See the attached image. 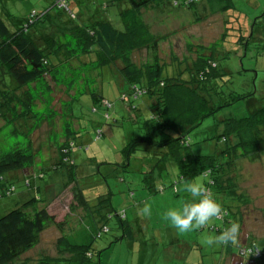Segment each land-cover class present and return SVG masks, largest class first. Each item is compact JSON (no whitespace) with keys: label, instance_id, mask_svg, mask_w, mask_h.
<instances>
[{"label":"trees","instance_id":"16d2710c","mask_svg":"<svg viewBox=\"0 0 264 264\" xmlns=\"http://www.w3.org/2000/svg\"><path fill=\"white\" fill-rule=\"evenodd\" d=\"M41 1L40 10H31L25 17H14L8 11L0 12V119L3 121L0 130L7 129L11 138L21 137V140L7 141V147L0 137V198L15 193L12 181L20 176L27 189L44 178V169L34 167L39 162L37 156L42 158L43 154L40 149L35 150L33 135L45 124L50 129L48 141L56 150V158L51 159L49 170L62 172L63 180H66L62 184L64 187L70 181L74 183L75 205L88 211L92 206L76 184L78 166L72 154L76 148L83 150L80 144V138L86 132L83 122L89 120L99 125L100 118L110 126L122 123L136 126L129 136H123L126 141L122 143L120 152L123 161L119 168L123 174L128 173L131 156L139 150L147 154L150 166L136 175L140 177L137 185L142 190L162 194L166 188L157 187L155 183L165 181L167 177L163 176L169 172L173 176L170 169H174L175 179L169 186L176 196L184 192L183 187L181 190L177 188L184 180L201 175L208 178V187L215 195L221 196L220 199L230 200L239 196L229 177V170L236 160L264 152V104L260 103L245 117H229L216 123L214 129L221 127L222 130L213 138H222L224 143L218 157L196 154L189 138L204 120L214 117L222 108L253 98L254 93H233L228 95L229 100H221V96L226 95L218 89L220 82L217 81L226 74L218 71L215 51L225 41L224 35L209 47L197 50L195 61L186 69V81L182 73L178 77L164 76L166 64L159 59L157 52L161 38H155L142 17V12L157 9L168 0H111L117 11L112 19L107 16L103 20L93 18L86 24L75 23L77 17L71 10V3L77 4L79 0H65L67 10L58 7L57 0ZM184 2L173 1L171 5L190 10L200 0L188 4ZM202 2L216 6L223 15L228 13L233 19L235 17L238 26L244 25L241 32L245 30L246 34L239 35L237 44L247 46L255 36L264 41V10L250 21L251 27L244 16L234 13L232 0ZM121 4L127 7L121 8ZM104 7L107 11L108 5ZM54 9H58L57 14H51ZM60 12L68 18L66 22ZM56 20L62 28L51 32L52 24L58 26ZM262 47L264 49V44ZM140 50H145L150 57L137 64L133 54ZM104 68H115L122 86L127 85L126 92L117 99L125 103L122 108L126 109L127 117L116 114V111L110 112L114 105L96 93L94 85ZM57 92L59 97L55 99ZM85 96L90 99L89 113L85 115L82 111L78 114L73 110L74 106L82 105ZM144 97L146 101L142 100ZM141 109L147 110V115L143 116ZM99 110L103 111L101 117H91ZM93 129L95 140H99L102 130L99 127ZM232 139L236 142H231ZM87 149L85 147L84 151ZM120 179L125 181L123 177ZM45 188L46 185H37L34 191L37 196L40 194L39 197L18 202L12 210L0 216V264H13L36 247L40 234L48 227L54 226L62 231L63 223L56 222L47 208L40 206ZM183 195L188 194L184 192ZM130 196H135L132 190ZM110 197L109 191L96 199L94 205L101 209L98 221L91 213L87 214L86 220L97 224L93 233L95 240L110 232L109 223L114 218L117 219L116 225L132 236L125 212L114 211ZM141 202L144 203L141 200L133 204ZM226 208L223 206L222 228L215 223L210 230L220 234L229 226L231 219H237ZM70 236L62 235L57 240L58 246H62L61 251H68L74 256L75 264H90L85 255H92L91 245L84 242L85 238H80L82 242H79ZM230 247L233 246L228 245ZM236 251L238 256L242 252L239 249ZM242 257H246L245 253ZM251 257L259 259L262 253ZM66 261L44 260L37 264H68ZM98 264L101 263L98 261Z\"/></svg>","mask_w":264,"mask_h":264},{"label":"rangeland","instance_id":"374dc122","mask_svg":"<svg viewBox=\"0 0 264 264\" xmlns=\"http://www.w3.org/2000/svg\"><path fill=\"white\" fill-rule=\"evenodd\" d=\"M173 1L181 2L182 0H168L157 9L153 8L142 12V17L151 33L155 35V38H161L157 52L159 59L166 64L164 76L178 77V74L182 73V78L187 81L188 77L186 78L185 72L187 67L195 61L197 50L201 47H209L224 35L225 41L215 51L218 71L226 74L217 81L220 82L218 89L226 95L221 96V100H229L228 95L233 93H254L251 96L253 98L250 97L251 99L246 102L240 101L222 108L214 117L204 120L198 130L190 134V144L193 145L192 149L196 154L218 157L224 143L222 138H213L222 130L221 127L214 129L216 123L229 117H245L260 103L264 104V49L262 47L264 41H260V38L255 36L247 46L237 44L236 40L239 35L246 33L245 30L241 32L244 25L238 26L235 17L233 19V16L231 17L228 13L221 14L216 6L207 5L202 2L203 0H200V3L190 10L173 7L171 5ZM232 1L235 8L234 13L240 17L244 16L243 18L249 22V26L252 25L250 21L257 18L264 10V0ZM40 2L42 1L0 0V12L7 13L8 11L14 17H25L31 10L39 11L42 5ZM110 2L111 0H79L77 4L71 3V10L77 17L75 23L86 24L93 18L103 20L106 18L105 16L109 20L112 19L117 11ZM104 5H108L107 11L103 9ZM125 7H127L126 4H121V8ZM57 10H52L51 14H57ZM60 16L63 21H67L68 18L63 13L60 12ZM56 24L58 26L52 24L51 32L62 28L59 21L56 20ZM258 26L257 30H259ZM148 57L150 55L145 50L136 51L133 54V60L137 64H141ZM184 61L187 63L184 64ZM94 88L97 94H101L114 105L110 112L116 111V114L127 117L126 109L122 108L125 103L117 100L121 93L126 92L127 85L122 86L119 72L115 68L102 69ZM58 97L59 93L57 92L55 99ZM87 97L82 98L84 100L82 105L78 103L80 106H74L73 110L76 113L79 114L82 111L85 115L89 113L90 99ZM142 100L146 101L147 98L144 97ZM141 110L143 116L147 115V110ZM102 115L103 111L99 110L96 115L91 117L99 118ZM101 119L98 120L99 125L89 122V120L86 123L83 122L86 128L85 134L80 138L83 150L76 148L72 154L75 164L78 166L76 184L84 192L92 206L88 211L75 205L74 183L70 181L67 187H64L62 184L66 180L65 178L63 180L62 172L49 170L51 159L56 158L55 147L48 141L49 127L44 124L34 133V148L35 150L40 149L43 154L42 158L37 156L39 162L35 163L34 167L35 169L40 167L44 169V178L31 184L30 189L24 186L21 176L13 180L12 185L15 187V193L9 197L0 198V216L12 210L18 202L39 197L40 194L38 196L35 194L34 187L46 185L42 191L40 206H45L48 213L54 216L56 222H62L63 226L62 231L54 226L44 230L39 236L38 245L13 264H37L44 260H67L68 264H75L74 256L68 251H61L62 246H58L57 240L62 235H71L72 239L79 242H82L80 238H85L84 242L91 245L89 249L92 255L89 253L85 255L90 259V264H98V261L101 264H264V250L261 251V258L250 257L248 259L247 256L242 257L244 252H239L238 256L236 249L241 250V248H228L223 245L208 246L204 243L205 236L219 235L216 231L210 230V227L216 223L215 225L221 229L224 218L212 221L205 229L188 233L178 232L168 221L163 219L164 213L170 208H175L181 202L191 199L189 195L184 196V192L178 196L172 193L170 184L175 179V170L170 169L173 171V176L169 172L163 176L167 177L165 181L155 183L157 187L164 186L166 188L162 194L159 192L148 193L147 190H142L137 185L140 177L136 175L142 170H147L150 166L147 154L139 150L131 156L128 173L123 174L119 168L123 161L120 152L122 143L124 140L126 141L123 136H129L131 129L136 126L122 123L115 127ZM1 121L0 119V127L3 122ZM94 127H99L102 130V137L99 140H95ZM7 133V129L0 130V137L5 140V147H7V141L21 140V137L12 136L11 138ZM202 140L207 141L203 142ZM231 142H236V140L232 139ZM85 147L88 148L86 151H84ZM141 149L144 150V147ZM219 160L221 161V159ZM224 160L222 159V161ZM111 170L113 172H110ZM19 174L21 175V173ZM121 177L125 179L124 182L121 181ZM202 177L207 183L208 178ZM229 177L239 196L230 200L224 197L220 199L219 195H215V197L224 208L228 207L230 209L228 211L237 217L235 220L231 219V222H239L241 225V247L246 249L255 244L264 249V152H260L254 157L236 160L229 170ZM182 187L183 183L177 188L181 190ZM130 190L135 196H130ZM109 191L113 210L117 213L124 211L126 214L127 223L132 233L131 237L116 225L117 219L114 218L109 223L110 232L103 235L101 239H93L97 224L92 220H86V217L91 213L94 215V220H99V214H101L99 210L101 209L95 207L96 199ZM141 200L144 203L133 204L134 202L139 203ZM145 204L151 205L150 216L141 211ZM118 238L120 240H116Z\"/></svg>","mask_w":264,"mask_h":264},{"label":"clouds","instance_id":"9594fccd","mask_svg":"<svg viewBox=\"0 0 264 264\" xmlns=\"http://www.w3.org/2000/svg\"><path fill=\"white\" fill-rule=\"evenodd\" d=\"M206 175V173L204 174ZM202 176L194 177L191 180L183 181L182 190L190 196V200L181 202L175 208H170L163 215V219L168 221L180 233H188L194 230L207 228L214 220H222L224 209L221 202L217 200L215 194L208 187ZM145 215H151V205L145 204L141 209ZM241 225L239 222H231L219 235H207L204 243L212 245H231L241 248L248 259L253 255H259L264 250L257 245L251 248H242L240 239Z\"/></svg>","mask_w":264,"mask_h":264},{"label":"built area","instance_id":"2783aa9c","mask_svg":"<svg viewBox=\"0 0 264 264\" xmlns=\"http://www.w3.org/2000/svg\"><path fill=\"white\" fill-rule=\"evenodd\" d=\"M198 0H185L184 4H188L190 2H197ZM176 3V2H175ZM57 5L58 7L67 10L66 6H65V0H57Z\"/></svg>","mask_w":264,"mask_h":264},{"label":"crops","instance_id":"0c3cea01","mask_svg":"<svg viewBox=\"0 0 264 264\" xmlns=\"http://www.w3.org/2000/svg\"><path fill=\"white\" fill-rule=\"evenodd\" d=\"M75 4V3H74Z\"/></svg>","mask_w":264,"mask_h":264}]
</instances>
